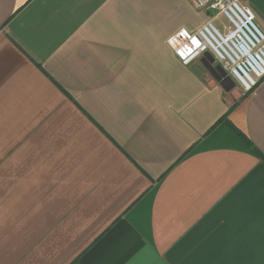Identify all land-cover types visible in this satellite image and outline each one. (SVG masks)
Listing matches in <instances>:
<instances>
[{"label": "crops", "instance_id": "1", "mask_svg": "<svg viewBox=\"0 0 264 264\" xmlns=\"http://www.w3.org/2000/svg\"><path fill=\"white\" fill-rule=\"evenodd\" d=\"M206 14L0 0V264H264V77L168 43Z\"/></svg>", "mask_w": 264, "mask_h": 264}, {"label": "built area", "instance_id": "2", "mask_svg": "<svg viewBox=\"0 0 264 264\" xmlns=\"http://www.w3.org/2000/svg\"><path fill=\"white\" fill-rule=\"evenodd\" d=\"M190 1L209 18L195 31L181 29L168 39L180 62L189 65L208 54L229 74L239 92L251 91L264 77V31L253 9L238 0Z\"/></svg>", "mask_w": 264, "mask_h": 264}, {"label": "rangeland", "instance_id": "3", "mask_svg": "<svg viewBox=\"0 0 264 264\" xmlns=\"http://www.w3.org/2000/svg\"><path fill=\"white\" fill-rule=\"evenodd\" d=\"M209 18V16L206 14V16H204L202 18V20L206 21ZM220 21H223L222 19ZM256 21V20H255ZM216 24H219V22H216Z\"/></svg>", "mask_w": 264, "mask_h": 264}, {"label": "water", "instance_id": "4", "mask_svg": "<svg viewBox=\"0 0 264 264\" xmlns=\"http://www.w3.org/2000/svg\"><path fill=\"white\" fill-rule=\"evenodd\" d=\"M224 73V72H223Z\"/></svg>", "mask_w": 264, "mask_h": 264}]
</instances>
